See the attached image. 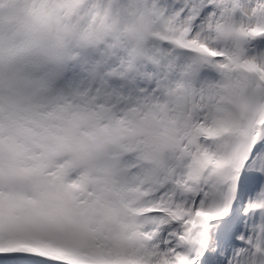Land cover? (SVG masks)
I'll return each mask as SVG.
<instances>
[{"label":"snow or ice","instance_id":"1","mask_svg":"<svg viewBox=\"0 0 264 264\" xmlns=\"http://www.w3.org/2000/svg\"><path fill=\"white\" fill-rule=\"evenodd\" d=\"M0 264H264V0H0Z\"/></svg>","mask_w":264,"mask_h":264}]
</instances>
